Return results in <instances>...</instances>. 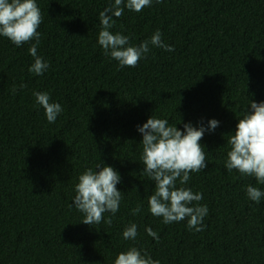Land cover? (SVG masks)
I'll use <instances>...</instances> for the list:
<instances>
[{"label": "trees", "instance_id": "1", "mask_svg": "<svg viewBox=\"0 0 264 264\" xmlns=\"http://www.w3.org/2000/svg\"><path fill=\"white\" fill-rule=\"evenodd\" d=\"M36 3L44 17L37 55L49 64L43 75L29 72L31 44L0 36V264H114L130 247L160 264H264V198L256 204L246 191L264 185L225 168L238 120L250 102H264V0H153L140 13L125 7L113 34L139 46L159 30L174 47L150 45L134 68H120L98 44L99 15L114 0ZM34 92L61 104L55 123ZM152 116L180 131L219 121L200 141L207 167L185 185L208 207L201 232L187 219L164 224L149 211L155 182L143 172L138 127ZM97 165L121 177L111 225L83 224L72 204L78 177ZM132 223L139 234L124 240Z\"/></svg>", "mask_w": 264, "mask_h": 264}, {"label": "clouds", "instance_id": "2", "mask_svg": "<svg viewBox=\"0 0 264 264\" xmlns=\"http://www.w3.org/2000/svg\"><path fill=\"white\" fill-rule=\"evenodd\" d=\"M163 3L164 0H155ZM153 0H114L99 15L101 30L98 34V44L106 56L118 62L120 68L137 67L140 60L146 58L150 45L172 52L174 47L162 41V34L157 30L150 40H145L139 46L130 44V37L116 33L110 29L114 26V17L119 18L126 7L130 11L140 13L146 7H152ZM44 17L36 0H0V36L10 40L16 47L31 44L29 54L34 63L29 72L36 76L43 75L49 64L37 55L41 33L38 31ZM35 41V43H33ZM26 85L21 84L20 88ZM12 91L15 93L16 88ZM36 103L45 112L49 123H55L63 112L61 104L50 102L47 92L33 93ZM219 121L212 119L208 128L193 127L191 123L183 125V131L176 126H169L167 119H157L153 116L138 132L142 134L144 164L143 172L155 182V191L148 197L149 211L154 217L162 218L164 224L182 222L187 219L188 228L196 232L204 230L203 220L208 215L207 205H200L203 194L194 193L185 187L191 179L190 174L200 173L207 167L204 147L200 144L206 131H214ZM227 143L231 146L227 153L226 170L231 173L236 170L241 177H254L258 184L264 185V102H250V106L242 118L238 120L236 131L230 135ZM99 169V171H97ZM179 181V187L177 186ZM121 177L109 166L97 165L96 170L88 168L78 177L75 185L74 207L84 214L83 224L92 226L104 222L112 223V216L119 211L122 193L117 189ZM247 197L259 204L264 198V191L249 185ZM142 208L138 205L131 210L137 215ZM105 213H110L105 219ZM149 236L159 240L158 234L147 228ZM138 228L130 224L123 231L124 240H136ZM114 264H160L153 260L147 252L130 247L116 257Z\"/></svg>", "mask_w": 264, "mask_h": 264}]
</instances>
